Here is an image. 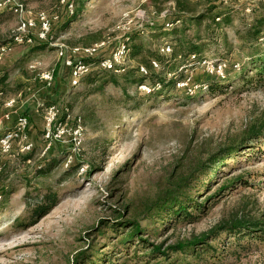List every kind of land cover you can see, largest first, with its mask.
Listing matches in <instances>:
<instances>
[{
    "label": "rangeland",
    "instance_id": "rangeland-1",
    "mask_svg": "<svg viewBox=\"0 0 264 264\" xmlns=\"http://www.w3.org/2000/svg\"><path fill=\"white\" fill-rule=\"evenodd\" d=\"M73 1L78 0H0L6 2L0 8V78L6 76L7 87L0 93V112L5 103L21 104L35 92L42 121L36 144L30 141L34 150L29 155L16 151L0 155V264H90L99 256L113 264H164V258H148L144 252H133V245L118 244L122 228L117 226L121 222L117 214L133 220L141 205L154 199L168 179L183 175L196 159L221 150L256 121L264 123V74L257 75L249 66L248 74L262 80L248 85L226 82L249 63L241 35L255 20L264 19V0H86L78 17L55 36L60 18L62 25L67 21L63 7ZM10 3L22 4L32 13L56 14L52 45L36 49L14 44L18 18ZM177 3H186L196 12L214 5L231 17V24L216 31L201 58L191 56L176 62L171 58L170 32L182 25L174 19H188L179 14ZM69 11L66 7L71 15ZM191 25L186 23V35L196 41L197 31ZM205 25L203 21L202 30ZM201 29L199 37L204 38ZM122 43L124 56L117 70L123 71L101 70L98 63ZM139 44L163 57L162 63L152 59L150 64L158 78L175 82L173 88L148 96L150 87L132 86L120 78L126 72L149 76L141 58L130 56ZM94 45L99 48L90 60L96 64L88 63L89 73L72 87L59 50L72 57V49ZM262 45L264 51V41ZM165 47H169L168 53L161 51ZM141 67L146 74L139 71ZM43 72L53 74L50 87L38 78ZM111 75L117 84L103 85ZM210 83H223L224 88L209 92ZM50 105L56 107L62 121L69 117V127L79 119L84 128L80 151L72 155L67 167L69 134L42 154L43 118ZM6 129L1 123L0 133ZM200 182L194 203L204 213L185 220L168 219L161 228L157 217L153 221L141 218L139 225L146 231L161 232L148 243L172 245L190 240L221 222H264V138L230 152ZM47 191L56 193V205L32 218L34 198ZM168 223L170 229L162 233ZM263 236L264 226L254 234L240 235L242 240L235 243L232 234L223 231L210 242H223L217 261L204 254L201 262L180 254L169 259L189 264H264ZM123 251L129 255L125 257Z\"/></svg>",
    "mask_w": 264,
    "mask_h": 264
},
{
    "label": "trees",
    "instance_id": "trees-1",
    "mask_svg": "<svg viewBox=\"0 0 264 264\" xmlns=\"http://www.w3.org/2000/svg\"><path fill=\"white\" fill-rule=\"evenodd\" d=\"M209 2V1H208ZM86 0H78L76 3L68 2L72 5L73 11L72 14L66 13V7H63L62 15L65 14V18L67 21L62 25L61 18L60 22L57 23V27L54 31L55 36H59L64 28L74 19L78 17V15L82 12L85 6ZM211 4V3H210ZM177 10L179 14L182 16H187L188 19L184 21L185 18L174 19V21L182 22V25L179 27L175 26L170 35L173 38V48L171 52V58L173 62H176L177 59L186 60L191 56L195 58H201L204 54L205 48L212 44V38L216 35V31L221 27H225L231 24V17L229 13L218 12L217 7L214 5H210L206 7L203 11L196 12L195 8L190 7L186 3H177ZM61 17V12H58ZM63 17V16H62ZM219 21L216 23V19ZM183 20V21H182ZM203 21L207 22V25L204 26L203 30L201 29ZM186 23L189 25L192 24L196 28L197 35L196 41L193 40L192 37L186 35V31H189V28H186ZM62 25V26H61ZM191 25V26H192ZM200 29L202 30V34L204 38L199 37ZM201 33V32H200ZM264 19L255 20L253 25H251L248 29L243 30L241 40H245L244 48L248 50V58L249 63L242 69H239V73L231 78H227L226 82H239L245 85L250 83L259 82L262 79L254 80L253 77L248 74L249 66L257 71V75L262 76L264 74V51H262V42L264 41ZM244 36V37H243ZM136 38V36L134 37ZM211 41V42H210ZM40 46H37L36 49H39ZM130 49V48H129ZM130 51V50H129ZM131 58H141V62L143 66L149 72V76L140 77L133 72H126L120 76V78L126 82L130 83V85L134 86L137 84L146 85L151 88V94L148 96L158 95L159 92H162L165 89L173 88L175 86V82H171L170 80H166L165 78H158L159 74H155L153 72L151 61L152 59L156 60L159 64L162 63L163 57L157 56L156 54H152L143 49L142 45H137L131 50L130 53ZM94 60V59H93ZM88 60L85 63L96 64V61ZM99 62V61H98ZM97 62V63H98ZM99 64V63H98ZM108 73H112L113 71H104ZM115 83L114 75H111L109 81L103 83V85L108 83ZM6 76H2L0 78V93L3 94L6 91ZM208 90L209 92H213L216 88L222 90L223 83L220 85H214L210 83ZM158 88V89H157ZM126 92V90L124 91ZM253 123L252 126L246 128L236 140L232 142H227L221 148V150L209 154L205 159L198 158L195 163L183 173V175H178L173 177V179H168L163 188L158 192V194L154 197V199L147 201L143 205H141L140 211L137 215L139 217H134L133 220L124 219V213H118V227L120 232L118 233V244L128 248L129 245L134 246V251H140L151 258L156 256V258H164V264H189L186 260L184 262H171L169 257L175 254H180L182 257L189 256L188 258H193L197 260V262H201L202 257L205 255L210 260L217 261L219 256V248L223 245V242H216V245H211L210 242L216 241L219 232H228L232 234L235 243H240L242 240L239 238L242 234H254L256 232L261 231L262 226H264V222L257 221H235L234 222H221L216 225L209 232L199 236L194 237L190 240L180 241L172 245H168L167 242H162L158 245L150 244L148 241L149 238H154L158 232L157 229L153 231H146V229L142 228L139 225V220H149L153 221V218H158L159 220V228L162 227L163 223L168 219L173 220H185L190 217H194V215L203 214L204 209L202 207L195 205L194 199L196 198L198 188L202 186V182L198 183V180L204 177H207L211 170L220 164L225 162L226 156L235 151L238 148L250 147L251 144L258 141L259 139L264 138V123L258 122ZM29 158V157H27ZM217 162H219L218 165ZM94 169V167L92 166ZM213 175L210 174V177ZM57 195L56 193H52L51 191L44 192L43 194H39L36 198H34V204H31L32 207V218L39 217L43 215L46 211L53 208L57 203ZM30 206V204H28ZM129 212V211H128ZM127 212V214H128ZM135 212V211H134ZM132 214V211H130ZM196 217V216H195ZM171 223L169 225L166 224L162 229V233L167 232L170 229ZM112 230H115L114 228ZM160 231V230H159ZM148 236V239L144 236ZM264 238V236H263ZM264 242V239L262 240ZM204 254V255H203ZM123 255L126 257L129 255V252L123 251ZM135 260L137 257H131ZM90 264H113L106 260L105 258H100V256ZM162 264V263H161Z\"/></svg>",
    "mask_w": 264,
    "mask_h": 264
},
{
    "label": "built area",
    "instance_id": "built-area-1",
    "mask_svg": "<svg viewBox=\"0 0 264 264\" xmlns=\"http://www.w3.org/2000/svg\"><path fill=\"white\" fill-rule=\"evenodd\" d=\"M9 1V0H7ZM64 3V0H60ZM9 3V2H8ZM6 5L0 3V8ZM10 8L16 14L18 18L17 27L12 34V42L16 45H34L39 46L43 44L52 45L54 39L53 36V23L57 22L58 17L56 14L48 15L45 12L32 13L27 11L22 4H11ZM68 9L72 14L73 7L69 4ZM99 45H94L88 48H74L71 50L70 56H65L62 50H59L58 57L62 60L64 67L69 70L70 74V85L75 87L79 85L80 79L88 74L90 71V65L85 63V60L92 59L97 53ZM125 44L122 43L116 51H114L107 59H103L99 62V67L103 71H115L122 72L123 68L117 70V66L121 65L124 56ZM6 49H2L5 51ZM163 53L170 51L169 47L162 48ZM76 55H82L80 58H76ZM154 67H157L153 63ZM141 73L146 74L145 69L142 67L139 70ZM39 80L45 87H50L53 84L52 72H43L39 75ZM142 88L150 89L142 86ZM14 101H9L4 104V110L0 112V123H7L11 125V128L6 129L0 133V155L10 156L14 151L18 155H29L33 150V145L30 143L28 138V118L22 115L17 116L13 119ZM59 111L54 105H50L45 109L44 114V128L42 135V154L48 152L55 143L62 141L66 134L71 137V154L66 158L64 164L65 167L71 164L72 155H75L80 151L82 143L84 141V128L80 124L78 119L77 123L73 126H68L69 117L67 116L63 121L61 120ZM24 155V156H25ZM1 169V167H0Z\"/></svg>",
    "mask_w": 264,
    "mask_h": 264
},
{
    "label": "crops",
    "instance_id": "crops-1",
    "mask_svg": "<svg viewBox=\"0 0 264 264\" xmlns=\"http://www.w3.org/2000/svg\"><path fill=\"white\" fill-rule=\"evenodd\" d=\"M56 96V95H55ZM51 97V96H50ZM52 98V97H51ZM36 93H32L29 97L25 98V101L21 104H15L12 109L13 111V119L16 118L19 115L25 116L28 118L29 121V127H28V138L29 141L35 142L37 141V133L40 132L42 128V121L41 117L39 114H37V109H36ZM1 124V123H0ZM2 126L4 128H9V124L7 123H2Z\"/></svg>",
    "mask_w": 264,
    "mask_h": 264
}]
</instances>
